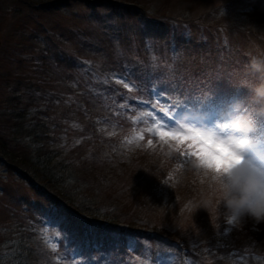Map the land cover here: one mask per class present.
I'll use <instances>...</instances> for the list:
<instances>
[{
    "label": "rangeland",
    "instance_id": "1",
    "mask_svg": "<svg viewBox=\"0 0 264 264\" xmlns=\"http://www.w3.org/2000/svg\"><path fill=\"white\" fill-rule=\"evenodd\" d=\"M66 1L62 5H43L38 0H0V4L6 6V10L0 12V75L8 71L14 77L29 73V65L22 58L32 57V54L23 51L24 46L32 42L36 50L41 47L42 54L49 56L48 61L52 65H57L48 66L62 74L64 79L70 77L72 87L77 90L76 93L72 91L73 96L70 94L69 100L65 102L71 88L65 84L58 88L54 86V94L64 97L60 99V106H56V109L50 110L40 105L38 110L40 114L43 113L42 119L47 120L52 115H58L54 114L57 111L60 114L71 102L79 103L76 99L81 95L85 99L83 94L89 87L90 79L94 80V89H102L100 84H103L102 80H105V71L108 68L102 61L108 59L106 57L112 58L114 62L119 56L129 55L130 58L137 47L136 39L140 28V24H137L138 8L130 6L132 10L127 9L125 5L129 6L121 5L120 0ZM150 7V10H146L155 22L162 17L176 18L175 23L164 21L156 25L170 26V29L167 33L156 30L160 44L157 46L154 42H149L147 49L153 52V57L148 60L144 69H140L139 65L143 59L138 58L132 65L135 68L128 70L137 86L136 93H140L143 97L140 99L147 100L151 105L144 102L134 114H127L128 119H125L123 113L118 115L115 111L124 112L125 107L122 106L128 104L126 101L130 97L120 101L116 95L112 96L110 102L112 99L118 100L114 102V107L95 108L93 113L82 103L86 108L82 110L83 117H91V125H100L106 116L112 122L98 128L99 133L88 130L87 121H84V125L88 129L85 127L77 133L69 130V136L65 134L61 138L64 143L53 149L52 163L59 164V168L65 162L74 166L77 172L74 171V174L70 171L74 175L69 179L76 183L77 202H82L83 199L86 203H95V213H99L101 206L116 207L122 204L133 209L134 215L141 216L139 220L133 215L132 221L141 222L142 219L153 225L148 231L143 228L141 231L155 236V239H128L129 253L135 264H264V221L256 222L248 216L233 219L222 202L220 192L211 184L210 179L192 166L195 158L189 160L180 156L176 151L175 141L164 144L159 137L150 138L144 134L146 129L143 121L144 118L151 128L154 121L150 113L162 114L169 109L170 104L183 106V102H188V109L194 108L206 114V118L215 115L220 107L212 105L217 97L207 91L209 76L224 69L229 55L237 67L250 65L256 57L264 59L261 53L264 54V20L255 15L256 10L264 12V0H153ZM178 18L184 19L180 22ZM110 21L112 22L109 26L113 28V32L101 38L102 32L108 33L104 24ZM240 24L246 28L239 30V27L242 28ZM175 25L178 27V34H184L180 41L181 52L177 56L169 52L166 45L169 36L174 33L172 28ZM189 25H202L209 29L200 31L199 28H193L194 31L190 32L183 28ZM99 26L103 27L102 31ZM120 35L124 40L128 36L133 46H123L117 39ZM207 37L215 41L214 46L225 51L210 54L208 46L211 43ZM222 38L227 39V48L223 47ZM55 41L58 47L52 45ZM86 41L96 46V52L92 51L91 57H86V47L82 46L86 45ZM197 44L204 45V48L197 51ZM249 50L254 52V56ZM68 52L78 56L73 60H77L81 67L77 65L68 68L69 63L73 64V54ZM36 54L39 52L36 51ZM82 54L84 55L80 56ZM175 58L180 59L176 66ZM167 68H174L173 71L178 69L177 76L164 75L166 79L163 77L160 81L145 78L157 71L165 72ZM247 70V77L258 82L259 73H253L249 66ZM110 72L115 73L112 70ZM89 74L95 75L90 78ZM182 75L188 77V80ZM225 79L226 82L223 83L214 80L229 94V98L225 95L223 100L244 98L237 92L243 88L241 85L244 82L246 84L245 78L226 74ZM161 88L167 90L165 96L160 100L150 99V92ZM220 88L215 87L219 91ZM117 89L122 91L121 84ZM6 92L8 91L0 88V102L10 99ZM99 93L104 94V90ZM41 103L46 105L49 101ZM51 120L54 121H48ZM197 120L200 119L192 121L196 126ZM214 125L215 122L207 126ZM132 128L136 130L131 134ZM141 136L143 139H139ZM129 137L133 145L127 147L123 156L116 153L111 164L103 162L107 148L110 153ZM254 138L264 148V120L260 121V129L254 134ZM149 140H152L151 146L148 145ZM91 142L93 143L90 144ZM185 147L186 145L181 146L180 150L183 151ZM31 152L32 147L28 145L23 147L22 155L28 156ZM252 154L255 155V151ZM89 169H94V173L86 174ZM37 185L39 184L19 179L15 169L0 160V255L7 256L4 253L10 251L12 242L7 246L8 240H12V234L20 231V225L28 224L36 227L35 237L40 244L33 248L34 256L30 257V261L34 258V264H113V258L116 257L111 254L90 252L91 243L98 247L96 238L93 237L95 235L82 234L81 243L73 239L74 236L77 238V233L69 225L72 220L66 219L63 208H58L47 200L43 196L46 193L41 187H36ZM121 196L127 198L123 201ZM118 200L119 205L116 203ZM58 219H62L69 227L62 228ZM124 229L131 228L125 226ZM139 229L137 226L133 230ZM167 233L174 234L175 238L170 236L172 239L183 242L189 252L185 261L179 254L180 251L171 248ZM110 236L116 235H108L106 231L100 234L105 239ZM162 238L167 240L163 241ZM49 242L57 245L56 252L49 247ZM65 254L68 259H61Z\"/></svg>",
    "mask_w": 264,
    "mask_h": 264
},
{
    "label": "trees",
    "instance_id": "2",
    "mask_svg": "<svg viewBox=\"0 0 264 264\" xmlns=\"http://www.w3.org/2000/svg\"><path fill=\"white\" fill-rule=\"evenodd\" d=\"M38 1L43 5H48L50 3L62 5L63 3L67 2L66 0ZM120 1L121 5L127 4L129 6L127 7L125 5V8L127 9L132 10L131 7L137 6L144 9V13L140 14L139 11L137 12L141 17L139 18L138 15L137 24H140V28L138 29L139 34L136 39L137 47L133 50L134 54L131 55L130 58L129 55L119 56L117 57V61L115 62L114 60H112V58L106 57L108 59L102 61V64L108 67L105 71V80H102L103 84H100L102 89H94V82H92L94 80L90 79L89 87L83 94V96H85V99H82L81 95L80 98L76 99L79 103L73 104V102H71L70 104L65 106V109L62 110L60 114L57 113L58 111L54 113L58 115H52L49 118L53 119V122L52 120L49 122V119H42L43 113L40 114L41 112L38 110L40 105L48 107L50 108V110L56 109V106H60L58 105V103H60V99H62L64 96L54 94V89L60 87L62 84H65L68 88H71L64 99L65 102L69 100L68 96L70 94L71 96H73V92L76 93L75 91L77 90H74V88L72 87V80L71 82L69 81L70 77L64 79L62 74L54 71L49 67L57 65H52V63L48 61L49 56L46 54H42L41 47H39L40 45L38 46V50H36L37 48L32 42H28V45L24 46L23 51L27 52L28 54H32L31 58H22V61L29 65L27 69V72H29L28 74H18L16 77H14L12 75L13 73L11 71H8L5 72V74L0 75V88H4L6 91H8L6 93L10 95L9 100H3L2 102H0L3 104H0V160H3L6 164L9 165V167L14 168L15 174L19 179L24 180L28 183H38L39 185H37L36 187H41L46 193L45 195L41 192L43 196L58 208H63V210L66 211V217L72 219L74 223L82 225L84 229L90 228L91 232L96 230L103 231V229L107 230L108 228H113V226H117V224L122 223L128 224L129 228H131L130 233L137 235V237L143 235H145L146 237H151L150 234L144 233L141 230L143 228L148 231L147 229L153 228V225H149V223L144 222L142 219L141 222L132 221L131 217H133L134 215L133 209L127 208L122 204L119 205V200L118 202H116L119 206L116 205V207H112L109 205H105L108 208H106L105 206H101V210L99 211V213H95L93 211L95 208V203H86L83 199L82 202H77L75 198V196L77 195L76 183L69 179V177L72 178L75 172H77L73 168L74 166H70L69 162H65L61 163L63 167L59 168V164L52 163L53 149L57 145L64 143V141H61V138L65 136V134L69 136V130H74V132L77 133L80 131V129H84L86 127L84 125V121H87L89 129L87 127L86 128L94 133H99L98 128L102 127L104 124H111L112 121L109 120V116H106L105 118H103L104 121L100 123V125L96 123L95 125H91L89 122L91 117H83L82 110L85 108V106H82V103L85 104L86 107H88V111H90V113H93L95 111V108L98 109L99 107H103V109H106L109 106L114 107V102H118V100L112 99V102H110L109 99L112 96L116 95V97L120 101L130 97V99H127L126 102H129L132 99L135 100L137 98L132 95L133 93L137 92L135 91L136 89H125L123 86L124 82H118V78H127L126 75H130L129 79L133 80L128 70L133 67L132 65L134 64V61L138 58H142L143 62L139 63V65L141 66L140 69H144L145 65H147L148 60L153 57V52L147 49L149 47V42H154L150 39L151 31H156L158 29L160 31L166 30L167 26L156 27L159 22L165 21L169 23H175V17H157L159 19L158 22H155L152 18H150L151 14L146 10V8L150 10V4L153 2V0ZM131 4L133 6H131ZM160 6L162 5L160 4ZM5 10L6 6L0 4V12ZM255 15L261 16V20H264V12L256 10ZM178 19L181 22L184 18ZM112 21L104 24L108 28V33L104 34L102 32L101 38L113 32V28L109 26V23H111ZM240 26L242 28L239 27V30L246 28L241 24ZM202 27L203 26L200 25V28ZM102 28L103 27L99 26V29L101 31ZM207 29L209 28L207 27ZM247 30L250 33V30ZM251 31L254 32V30ZM175 33H177L176 29ZM117 39L123 46H133L132 41L128 36L125 38V40L123 39L122 35H120ZM180 40V38H177L176 46L168 48L169 50H171V53L173 55H177V53L180 51ZM155 44L157 46L159 45L157 43ZM52 45L58 47L56 41ZM82 46L86 47V53L88 54V56L86 57H91L92 51L96 52V46H94L90 41H86V45ZM80 50L82 51L83 48H80ZM36 51H38L39 54H36ZM249 51L254 56V52L252 50ZM64 52L66 53L67 51ZM68 53L73 54V56H71L73 57V64L70 65L69 63L68 68L71 69L73 66L77 65L81 67L80 63L77 60H73L78 56L73 52ZM261 53L263 56V52ZM77 54L79 55L78 52ZM83 55L84 54L80 56ZM176 62L177 60H175V63ZM59 65H61V62L59 63ZM110 70L115 73L112 74ZM171 74H173V72H171ZM94 75L95 74L91 76V74H89L90 78H92ZM164 75L165 73L163 71H157L154 75L149 74L145 78L157 80L165 77ZM116 84H121V87L123 88L121 92H119V89L116 90L118 86ZM54 86L56 88H54ZM103 90L104 94L99 93ZM47 96L49 98H47ZM46 100L49 101V103H47L46 105L41 103L46 102ZM95 103H97V105H95ZM115 112L118 113V111ZM62 125L65 126V128H60ZM92 139H94V137ZM92 143L93 142H91L90 144ZM90 144H88V146ZM28 145L32 147V154L24 156L22 155L23 147H27ZM131 145H133L132 142H121L119 146L113 148L114 150L112 149L110 153H108L107 148L106 155L102 158L103 162H105L106 164H111V160L116 153L120 157L123 156L125 153L124 151H127V147ZM70 171L75 172L73 174L70 173ZM90 173H94V169H89V171H86V174ZM41 188L40 190H42ZM121 197L123 201L127 198V196ZM61 201H63L64 204ZM84 214L87 215L88 218H84ZM134 216L139 220L141 218V216L139 215ZM30 226L31 225L28 224H26V226L20 225L18 227L20 231L12 234V240L5 239L9 241L7 243V246L11 241L12 242L9 246L10 251L4 253V255L7 256L4 257L0 255V264H34V258L32 259V261H30V257L34 256L35 251L33 248L39 246L40 244L39 242H37L38 240L36 241L35 237V233H37L36 227L34 225L32 227ZM137 226L140 227V229L136 231L133 230ZM27 228H29L30 231H28ZM26 229L28 231L27 234ZM168 235L169 239L171 240L173 237L175 238L174 234ZM170 236H172V238ZM153 239H155V237ZM180 243L183 242L180 241ZM35 261L37 263L36 259ZM210 264L214 263L210 262Z\"/></svg>",
    "mask_w": 264,
    "mask_h": 264
},
{
    "label": "clouds",
    "instance_id": "3",
    "mask_svg": "<svg viewBox=\"0 0 264 264\" xmlns=\"http://www.w3.org/2000/svg\"><path fill=\"white\" fill-rule=\"evenodd\" d=\"M249 67L253 73H259V81L241 85L249 89L250 96L233 97L224 103L218 109L214 126L199 127L214 159L204 162L193 159L192 166L210 179L233 218L248 216L262 222L264 148L257 143L254 134L260 129V121L264 120V59L254 58ZM193 119L205 120L206 114L189 108L179 115V123L185 127Z\"/></svg>",
    "mask_w": 264,
    "mask_h": 264
},
{
    "label": "snow or ice",
    "instance_id": "4",
    "mask_svg": "<svg viewBox=\"0 0 264 264\" xmlns=\"http://www.w3.org/2000/svg\"><path fill=\"white\" fill-rule=\"evenodd\" d=\"M120 80L124 81L123 86L125 89L130 90V84L132 88L137 87L133 82L127 80L124 77H119L118 82ZM166 92L167 90L165 88L150 92V99L160 100L162 96H165ZM187 103L188 102H183V106L170 104L169 109L167 111H164L162 114L150 113L154 124L153 127L148 129V131L158 136L159 140L164 144H168L169 141H175L176 151L179 152L180 156L187 157L189 160L195 158L200 159L202 162H204L209 160L210 158L214 159V157H211V154L208 152L205 146L204 135L199 130V127L196 126L194 122H191L187 127L179 123V115L189 110L187 107ZM139 139H143V137L141 136L139 137ZM128 143H131V141H128ZM148 145H152V140L148 141ZM185 145L186 147L183 151H181V146ZM49 247L53 252L57 251V245L55 243L49 242ZM61 259H68L67 254L61 256Z\"/></svg>",
    "mask_w": 264,
    "mask_h": 264
},
{
    "label": "water",
    "instance_id": "5",
    "mask_svg": "<svg viewBox=\"0 0 264 264\" xmlns=\"http://www.w3.org/2000/svg\"><path fill=\"white\" fill-rule=\"evenodd\" d=\"M0 46H1V33H0Z\"/></svg>",
    "mask_w": 264,
    "mask_h": 264
}]
</instances>
